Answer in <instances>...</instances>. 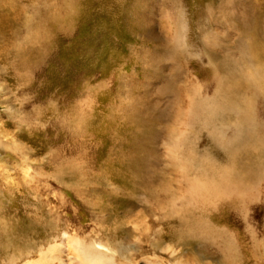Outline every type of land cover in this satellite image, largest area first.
Here are the masks:
<instances>
[{
	"label": "rangeland",
	"instance_id": "rangeland-1",
	"mask_svg": "<svg viewBox=\"0 0 264 264\" xmlns=\"http://www.w3.org/2000/svg\"><path fill=\"white\" fill-rule=\"evenodd\" d=\"M262 75L264 0H0V264H264Z\"/></svg>",
	"mask_w": 264,
	"mask_h": 264
},
{
	"label": "bare ground",
	"instance_id": "bare-ground-1",
	"mask_svg": "<svg viewBox=\"0 0 264 264\" xmlns=\"http://www.w3.org/2000/svg\"><path fill=\"white\" fill-rule=\"evenodd\" d=\"M258 80H259L260 84L262 86H264V76L263 75L260 76L258 78ZM74 110H75L74 112L68 113L66 115L67 119H69L68 122L71 126L72 125L75 126L76 123L78 122V115L76 114L77 110L76 109H74ZM194 186H196V185H194ZM193 190H195V188H193ZM207 195H209V194H207ZM214 195L216 196V194H214ZM240 197H242L241 194H240ZM81 242H82V240H81ZM81 242L76 238L73 240L71 238V244H72L71 247H73L75 253L77 254V257L80 261V264H112L111 263L112 257L105 255V253L100 248H99V250H97L96 249L97 247L95 248V246L88 245V244L83 245L84 243L82 244ZM100 246L103 247L102 245H100ZM228 247H229V245H228ZM59 251H61L59 248V245L53 244L50 246V248H48V250H42L40 252V257L37 260H35V259L31 260V259H29V256H26L28 259L23 264H44V263L48 264V260H50V263L53 264L55 258L52 255L50 257H48V255L53 254V252L58 253ZM26 257H24V258H26ZM51 260H53V261L51 262Z\"/></svg>",
	"mask_w": 264,
	"mask_h": 264
}]
</instances>
